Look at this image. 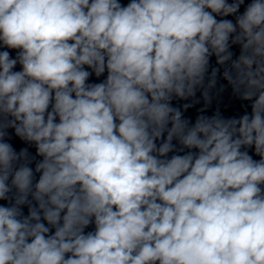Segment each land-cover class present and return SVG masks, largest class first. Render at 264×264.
<instances>
[{
  "label": "clouds",
  "instance_id": "9594fccd",
  "mask_svg": "<svg viewBox=\"0 0 264 264\" xmlns=\"http://www.w3.org/2000/svg\"><path fill=\"white\" fill-rule=\"evenodd\" d=\"M0 264H264V0H0Z\"/></svg>",
  "mask_w": 264,
  "mask_h": 264
}]
</instances>
